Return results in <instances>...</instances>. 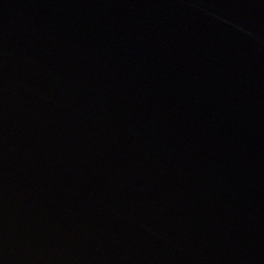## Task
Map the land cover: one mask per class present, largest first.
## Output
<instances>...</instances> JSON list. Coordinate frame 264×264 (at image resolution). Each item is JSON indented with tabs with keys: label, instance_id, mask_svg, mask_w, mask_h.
Wrapping results in <instances>:
<instances>
[{
	"label": "water",
	"instance_id": "water-1",
	"mask_svg": "<svg viewBox=\"0 0 264 264\" xmlns=\"http://www.w3.org/2000/svg\"><path fill=\"white\" fill-rule=\"evenodd\" d=\"M0 264H264V0H0Z\"/></svg>",
	"mask_w": 264,
	"mask_h": 264
}]
</instances>
